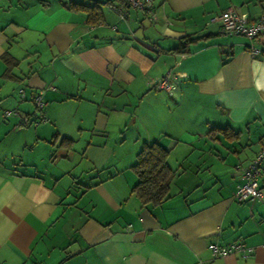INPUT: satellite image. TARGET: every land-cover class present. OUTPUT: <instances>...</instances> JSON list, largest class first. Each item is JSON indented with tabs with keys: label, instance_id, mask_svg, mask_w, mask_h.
I'll return each instance as SVG.
<instances>
[{
	"label": "crops",
	"instance_id": "1",
	"mask_svg": "<svg viewBox=\"0 0 264 264\" xmlns=\"http://www.w3.org/2000/svg\"><path fill=\"white\" fill-rule=\"evenodd\" d=\"M229 6L264 15V0H0V264H264V162L260 200L233 197L264 145V36L208 22ZM185 35L188 52L169 50ZM168 70L171 93L153 86ZM38 92L44 118L19 125ZM224 126L237 135L208 136ZM154 141L175 176L142 205L133 165ZM236 240L252 253L208 247Z\"/></svg>",
	"mask_w": 264,
	"mask_h": 264
},
{
	"label": "built area",
	"instance_id": "2",
	"mask_svg": "<svg viewBox=\"0 0 264 264\" xmlns=\"http://www.w3.org/2000/svg\"><path fill=\"white\" fill-rule=\"evenodd\" d=\"M127 4L133 8L145 10L147 12L152 11V0H125ZM114 10L121 18H126L127 14L119 7L114 6ZM151 18V16H150ZM219 22L221 32L227 35H238L249 39L264 36V15H260L257 18L249 19L247 13L238 11L235 7L229 6L218 14L211 16L208 22ZM246 50L251 57L261 53L258 47L249 44L246 46ZM176 74L171 71H166L159 79L154 83V87L162 89L169 93L172 92L173 83L171 79H175ZM22 89L19 90L22 96ZM34 102V114L35 119H30L27 115H19L18 124L25 125L29 123H36L38 120L43 119V109L46 105V101L42 98L41 92L36 93L33 96ZM18 114L15 108L3 109L2 117H8L10 115ZM264 162V145H261L256 151L255 155L248 161L246 165L240 166L241 183L236 188L233 197L237 201L245 200H260L261 189L259 187V176L261 174V165ZM213 255H226L230 253H239L242 256H248L252 253L253 247L247 246L240 240L232 241L226 244L211 243L208 245Z\"/></svg>",
	"mask_w": 264,
	"mask_h": 264
},
{
	"label": "trees",
	"instance_id": "3",
	"mask_svg": "<svg viewBox=\"0 0 264 264\" xmlns=\"http://www.w3.org/2000/svg\"><path fill=\"white\" fill-rule=\"evenodd\" d=\"M64 4L71 10L84 11L86 13V20L89 23H97L103 19L98 3L85 4L68 1ZM193 39L195 38L185 35L176 46L169 50L181 53L188 52L187 43ZM5 60L9 64L14 62V59L8 55H5ZM227 130L229 131L228 133L226 132ZM215 132L224 133L226 138L237 135L228 126L215 127L214 129H210L207 134L210 138H214ZM167 154L168 150L155 141L150 144H144L137 152V161L133 165L137 181L132 186L131 192L134 193L142 205L158 204L170 196L169 185L175 173L167 164Z\"/></svg>",
	"mask_w": 264,
	"mask_h": 264
},
{
	"label": "rangeland",
	"instance_id": "4",
	"mask_svg": "<svg viewBox=\"0 0 264 264\" xmlns=\"http://www.w3.org/2000/svg\"><path fill=\"white\" fill-rule=\"evenodd\" d=\"M235 36V35H234ZM237 37H243V36H237Z\"/></svg>",
	"mask_w": 264,
	"mask_h": 264
}]
</instances>
